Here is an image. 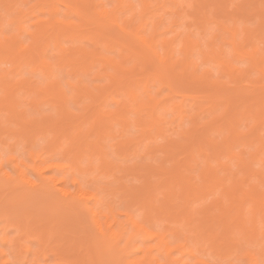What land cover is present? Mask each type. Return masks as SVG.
I'll use <instances>...</instances> for the list:
<instances>
[{
    "label": "bare ground",
    "instance_id": "1",
    "mask_svg": "<svg viewBox=\"0 0 264 264\" xmlns=\"http://www.w3.org/2000/svg\"><path fill=\"white\" fill-rule=\"evenodd\" d=\"M106 1L120 6L116 16H105L104 6H106ZM106 1L35 0L34 4L26 9L21 7V5L23 3L27 4V0H0V7H3L5 11L7 10L12 14L11 19L14 23L13 30L18 35L17 41L7 50L2 45H0V92L7 90L9 94V99L7 102H5L3 96H0V132L6 133L4 127L5 123L8 121L17 128L12 129L8 127L7 132L10 134H18L20 137L33 136L39 132H44L45 130L49 131L57 125V129H59V131L56 133L55 138L58 140L64 135L65 137H67V134L69 137L71 135L73 142L75 141V146L72 147L71 151H73L78 158L84 159L85 157H89L92 152L96 150L97 139L101 137V134H103L104 140H107L109 137H111V139H115V133L117 131H113V124L119 123L120 129L118 130L121 131V139L115 141L113 143L114 145L112 144V146L115 147L117 153H120L118 155L125 161L130 159V155L141 157V160L143 159V162L140 160L142 163L138 160L139 163L134 161V163L132 162L130 165L126 164L127 166L124 165L120 168V171H124L120 172L122 175H120L121 177L119 176V182L122 188L134 193L133 203H141V205L145 207L146 210H148V216L150 218L152 216V211L156 210V213L160 215L166 213L167 219L173 222L174 225L171 227L169 226L166 230L165 228L156 226L153 220L151 221L147 216L148 219L146 221L150 223L153 222L151 224L154 225V227H142L136 222L134 217L132 218L131 226H127L128 217H125V213L119 208L112 204H105L104 202L97 200L93 192L90 190L73 187L77 181V177L73 174V171L65 170L63 160L51 159L53 153L59 149L58 147L55 149L57 144L50 147V150L46 152L45 148L49 147L47 145H42L39 150H33V145L37 144L36 140H24L25 142L22 143L3 141L0 143V222H3L2 225L0 224V264H3L4 261H7L9 256L15 259L26 261L27 257L29 256L28 254L31 251L27 244L20 242V236H9L10 228L13 225L9 219L10 209L16 204L18 206L20 205V207L23 205L22 208L27 209V207H32L37 202H43L45 200L47 201V196L52 194L55 196L61 194L63 195L64 199L70 203L69 205L61 206L57 204L55 199V202L52 201L53 198H51V201L47 203V208H55L59 210V213L65 207V210L60 213L62 216L58 212V214L54 213L55 211L52 213L55 215L54 220L57 216L58 220L56 219L55 221H57L58 225H62L61 222H65L64 220L67 219V217H70V220L73 221L72 227L75 228L78 226L79 223L76 220H81V215L78 211V208L90 214V217L94 223V228L96 231L95 234L99 238L97 236V239L90 238L91 236L88 235L86 236L88 237V241L85 239L86 237L84 239L89 244L85 242V245H83L86 246V244H91V248L93 245V250H91V252L95 249L94 252L96 255H94L93 252H89L91 249L89 246V250L87 249L88 255H86L87 253H83V251H81L80 255L83 256V253L86 255V257L89 256L90 262H103L106 260L108 261L115 259L121 261L122 264H186L185 261L182 262V257H176L174 254L176 250H181L185 246L183 243L177 244L172 240L179 232V229L174 227L176 221L180 222L182 217L184 220H186L187 224H195L193 223V214L195 210H191L192 208L190 209L192 206H190L192 203L190 201H192V199L194 200L196 197H200L205 193V191L207 192L210 188H213L212 185H216L217 182L219 183L222 180L219 181L220 176L218 177V175H214L211 180H205L203 186H199V184L195 183V180L191 178V175L188 177V175H186L184 172L189 168L195 167L194 163L198 164L196 152H199L204 156L206 169L211 165L212 159L219 160V153L223 151H218L223 147H221V145L220 147L217 146L216 142L213 140L214 138L212 139L213 136L211 137L209 132L215 129V126L217 125L216 121H218V118L220 119L221 115L223 122L216 126V128L221 132L227 128V131L230 132V135L229 133L227 134L229 137L226 135V146L225 144L223 145L226 148L230 147L232 149L231 153H228L230 155L235 154L233 151V141L239 140L238 142L240 143H243L244 141L245 143H248L246 141L250 140L251 138L250 141L253 143L256 141L258 143L256 144L258 147L257 151L255 150V153L252 152L251 158L253 161L255 159L256 161H262L264 163V153H262L260 149L262 142L261 137H264V135L261 136V134L258 132V128L260 127L261 110L264 109V92L260 93L259 91L261 90V85L264 84V54H261V48L259 50L258 47L255 50L253 47L252 49L254 51L251 49L253 52H249L247 47L249 46V43H252L251 29L248 27V25L245 26V29H241L240 26H238L239 17L243 19L245 17V6L249 3V5H254V7L257 8L256 6L258 4H255L258 2L260 3V0H245L247 3H245L243 0L244 7H238V5H242L241 2L236 5L235 3L237 2L235 0H230V4L235 5L233 6L234 8H239V11L236 10V14L238 15L240 12V15L243 17L234 15V11L230 12L228 10L229 8L223 10V8H226V6L229 4L226 3L229 2V0H199L204 4L199 3L198 0H192L193 4L196 5L199 3V5L209 6L211 2L213 3L210 5V7L212 6L211 10L210 7H208L209 9L207 8L206 10H203L204 7L197 8L196 12L197 14L199 13V15H196L195 19L198 21L196 25L198 23L199 25H197L196 28L198 30L202 29V31H208L209 29H212L213 39L217 41L215 47L218 49V51L209 60V63L212 65L211 69L217 68L218 72L222 74L220 76H227L229 78L228 81L233 82L232 84H236L238 89H240L239 93L238 90L237 92L232 93L234 90L231 87V92L227 91V87H219L220 89L216 90L213 88L215 93L213 98L211 97L212 93L209 91V94L205 97L202 96V94H194L196 89L193 90L191 94H188L189 92H186L185 94V91L181 92L179 90L183 87L178 86L180 83L184 85L183 88H185V84L187 83V79L185 80L183 78L185 76L183 74L186 72L195 75V78H193L194 80H191L195 87L198 86L203 88V85H212V78H215L212 76V70L208 69L207 67H204V70H208L205 74H203V76L200 75V73L191 71V67L196 65L195 58H197L199 54L189 50L187 39L182 42H177L175 45H173L166 37L157 38L156 43L163 42L164 44L163 56L172 57L168 64H162L161 56L156 53V49L154 47H146L143 40V36L146 33L151 36H157L159 32L173 25L177 26L176 30L179 31L181 25H183V23H187L188 21L186 19L187 13L184 14L181 11L177 12V9V14L175 13L177 16L174 14L172 16V13H174L172 12L173 10H171L170 13L169 9H167V11H162L163 8L162 10H153L148 7L154 4L164 5L165 3L163 2L169 0ZM172 1H175V3L178 4L176 0ZM192 2L190 4H192ZM214 2L217 5L214 4ZM137 5L144 7V15L139 13L136 7ZM215 5L217 7L216 9ZM220 8V13L221 11H224L223 15L222 13L220 14L218 12V9ZM37 9L43 14V17L37 18L30 24V26H27L25 22L28 19H32V16H35L34 12ZM160 10L162 11L161 13H159ZM207 10H210V12ZM167 12L171 14L170 18L165 15ZM4 13L0 14V33L3 32L5 26ZM230 13H232V15H230ZM44 15H46V17ZM40 16L41 14L39 17ZM263 22L264 20L262 23ZM239 28L244 31L243 41H240L241 36L239 35L242 31H240ZM114 30L115 32H113ZM116 30L119 33L116 32ZM27 35L29 38L25 39ZM219 38H221V44L218 42ZM255 39L253 38V40ZM87 42H90V45L92 46L86 44ZM66 43H68L67 45L69 46H66ZM226 46H229V49H227ZM253 46H255V44ZM251 47L252 46L250 45L249 48ZM49 49H52V55L56 57L57 61L59 62V66L63 70H66L64 73L66 72L68 76L70 74L71 78L66 80V84L68 87H70L68 92L64 87V82L62 83L63 80L61 79H57L55 82V88H52L48 82L47 72L41 74L44 77L43 81L41 82L32 79V83V80L30 79L31 76L30 78L28 77L27 80L23 78L15 79V77L21 73L24 67H27L31 73H34L41 61L47 65V58H49L47 54L50 51ZM104 49L108 51L109 55ZM103 50L106 52V54ZM109 50L115 52L117 51L119 54V56H117L120 58L113 54L110 56L111 52ZM177 55H188L191 58L188 64L175 67L174 65L177 62ZM195 55L197 56L194 57ZM232 57H234L236 61L245 60L244 62H246L248 65L246 68L241 69V67L236 65L239 61L235 64V60ZM199 58L200 56L197 58V60ZM3 62L10 64L11 67L2 68L1 63ZM128 62L132 64V66H129L130 68L128 67ZM210 64L207 65L210 66ZM179 68L183 69L182 72L179 71L181 70ZM251 71L254 72V75L251 73ZM92 72H94V76L92 75V78L88 77V75L92 74ZM6 76L8 79L5 78ZM86 77L90 79L88 80ZM219 79H221V77L218 78V80ZM100 80H103V82L105 80L106 81L103 84V82ZM214 81L217 82V79ZM224 81L221 83L227 82ZM218 82L220 84V81ZM152 84L157 85H153L154 87H157V89L153 88L155 91L151 89ZM162 88L168 89V92L166 91L167 94L165 96L160 91ZM246 88L249 90L243 92V90ZM228 90L230 89L228 88ZM21 91L28 94V102L30 103L31 108L34 107L35 110H37L38 116L32 115L35 118L34 120L29 119L26 109L22 107V103L20 101ZM257 91L259 92L255 93ZM143 92L149 93L151 107L145 113H137L135 115L134 123L138 129L152 128L153 125H155V129L150 133L147 140L144 141L145 146L144 149L141 150L142 145L136 144L133 138L123 137L122 130L128 122V114L125 113L120 116H113V111L111 112L109 110L110 112H108L105 110L106 108L104 109L103 107L106 106L107 102L112 100L119 104L121 108H123L126 106V102L130 96H136ZM157 93H159V95H157ZM241 93L244 94L242 95ZM251 93H255V95ZM205 94L206 93H203V95ZM208 96L210 99H207ZM118 97H122L123 100L118 99ZM202 97L206 98V100H204L207 103L206 105L204 104V106L202 103V105H200L198 108L197 101ZM69 99L77 102L78 104L80 103V107H77L83 112L78 119L68 118L76 114L72 108L68 107ZM189 99L193 100V104H190L191 106L187 107L186 102ZM46 102L48 104L50 102L52 109H57L62 113L61 117H58L62 121L57 118H52L51 114H47L48 112L46 109L45 111H42L44 113L41 112V110L45 108L44 107L41 109V107ZM86 102H91L88 104H91V106H88ZM77 103L75 104L78 105ZM82 103H84V105H82ZM256 103H259V105ZM233 104L234 106L236 105L235 112V108L232 106ZM252 105L258 106L257 108L259 110L257 111H259V113L258 115L256 114L257 116L255 115V118H257L255 120L254 126L251 127V132H247V139L246 135H244L245 133L243 134L242 131L238 130V126H240L241 122L240 120H242L239 117V113L241 106H243L244 109L241 111V115L248 117L251 115L250 112L252 111ZM237 106L240 107V109H238ZM218 108H220V111H222V114L220 111L218 112L221 115L219 114L217 117L216 114L215 117L213 116L215 119L212 118V120L207 122L205 120H201L205 121V123H203V125L200 124L201 122L199 120L200 118H203L204 113L210 112V114L213 115L214 112L216 113L217 110H219ZM232 108H234L233 111ZM253 110L256 111L254 108ZM169 112L173 114V118L170 120L167 118V115H165V113L167 114ZM212 115H209V117H212ZM3 116H5V118ZM88 119H91L92 121L89 122ZM58 120L60 122H58ZM189 120L191 124L190 126H186L185 122ZM86 121L87 123L89 122L87 125L85 124ZM89 124H91L90 127H86V129H84V125L89 126ZM93 128L95 131H92V134L88 135V132ZM85 130L87 131L85 132ZM231 136L233 138H231ZM158 138H162V140L165 141L164 143H160L161 145L159 144L156 146V144L159 143H156ZM243 138L246 139L244 140ZM241 140L244 141L242 142ZM154 142L156 144H153ZM206 142L214 149H212L213 152H215L214 155L212 152L206 149ZM105 146H107V144ZM6 148L11 149V155L9 157L4 156V151ZM159 152L161 154H159ZM181 154H184L182 155L184 157L180 156ZM252 159L251 161L246 159L243 166H240V168L244 170L243 173L241 171L242 174H249L247 179L244 178L245 176L242 179L239 177L238 179H240V184H237V182L234 183L238 175H234L233 171H231V173L234 175V181H231L233 182L232 184L236 185H233L235 190L234 188L229 187L233 190L228 192L229 188L227 189L226 186H224V193L226 192L228 196L231 194L230 197H232V201H230V197H228L230 199L228 201L233 203L229 204L228 201L223 203V199V204L219 201H217L218 203L216 204L215 201L214 203L217 207L214 208H217L216 210H218V212L215 210L216 214L210 213L211 208L213 209L214 205L210 208L205 207L208 208L206 210L203 209L202 212L204 217L202 216L201 219L202 221L204 218V222L202 223L203 225L197 224L198 227L200 225L205 226L204 224H206L207 228L205 230L204 227L202 228V234L207 233L213 240H216V236L218 235L215 233H218L217 230L220 226L222 227L221 231H224L225 233H230L232 230L234 231V228L236 229L237 227L243 229L245 234L248 235L247 238H249V241H260L258 240V226L260 224L264 226V183L261 185L258 184L257 187L256 185H252V183H250L251 186H249L250 184L247 183V181L250 179H248V177H250L252 173L254 174V172L250 174L252 171V165L250 168L251 163L249 162H252ZM167 163H170L168 167ZM50 164L52 167H49ZM105 164L109 167L115 166V162L111 159L110 154H108L107 151H105ZM5 165L8 166L5 167ZM227 169H229V167ZM81 170L83 171V168H81ZM234 173L237 174L236 172ZM258 176L256 175L255 177ZM126 177H130V179L139 177L137 179L140 182L137 179L136 180L139 182L140 186H138V188L134 186V188L131 187V185L128 184V180L127 182L124 181L127 179ZM152 177L155 179V181L152 180ZM242 183H244L246 187L247 184L249 185L246 188ZM68 184H71V187L74 189L68 186ZM240 185L246 189L249 188L250 191L241 189ZM175 186H179V188L184 189L183 191L185 195H182L186 200L184 203V208L176 211L173 210L174 207H157L154 205L153 197L155 196V192L161 190L162 188L166 189L164 190L166 193H168L167 197L171 202L173 199L172 196H174L177 192L174 189ZM78 200H87L91 202L78 204L76 203ZM249 200V208L250 206L252 208L249 209L251 210V216L248 218L246 213L248 207L246 206V201ZM226 202H228L227 206L225 205ZM244 207H246V209ZM32 211L33 209H29V211L25 212V217L27 220H29V222L34 216ZM64 211H67L68 214L70 212L71 215H68L67 212H65L66 214H63ZM121 216H124L125 218H121ZM75 222L78 223V225ZM178 222L177 224H179ZM54 223L53 225L56 226L57 223ZM113 225H115V227H113ZM249 225H251V228H249ZM55 226L53 228H59V226ZM64 227L65 226H63V228ZM101 228L104 230L111 229V231L107 233L109 236L114 234L123 235L124 244L116 254H113L103 246L100 239L103 233L99 232V229ZM68 229L70 230L71 227H68ZM21 232L23 234L25 232L27 233V231L24 230ZM73 232L75 231L73 230ZM261 234L264 235V232ZM228 237L226 236V238ZM138 238L141 239V244L138 243ZM230 238H233V236ZM89 240L92 241L89 242ZM149 240L155 241V243L148 249H144L142 245ZM76 241L78 240L76 239ZM239 241L240 240H234L236 246L237 244L239 245ZM77 243L78 242H73V245ZM82 243L80 241V245H82ZM80 245L78 244V246ZM68 247V249H70L69 245ZM82 247L83 246H81V248ZM83 249H85L84 252H87L85 247H83L82 250ZM78 250H80V247ZM43 251V248L42 250L37 249L35 252L33 251L32 254L34 253V256L30 257L31 259L28 260L29 262L27 264H33V262H35V264H39L40 262H37L40 261V258L41 260H45V257H42L40 256L41 254H39V252L43 253ZM138 251L143 252L140 260L127 261V257H131V255L136 254ZM77 255L75 256L77 257ZM191 255L192 250L190 249L188 256L190 257ZM258 255L261 256L260 251H257L255 255L245 256L249 258V261L254 262V264H259ZM224 257L225 256L222 255V258ZM61 260L63 259L61 258ZM78 261H81L82 264H84V262H89L87 260L83 261L82 259H79L76 261L78 264H81V262L79 263ZM76 262H71V264Z\"/></svg>",
    "mask_w": 264,
    "mask_h": 264
},
{
    "label": "rangeland",
    "instance_id": "2",
    "mask_svg": "<svg viewBox=\"0 0 264 264\" xmlns=\"http://www.w3.org/2000/svg\"><path fill=\"white\" fill-rule=\"evenodd\" d=\"M28 1V3L27 4H25V3H23L22 5H21V7H23V8H26V9H28V7H30L32 4H34V2H35V0H27ZM106 1V0H105ZM170 1H172V0H169V1H166V2H163V3H165L164 5H167V6H169V7H165V8H163V10L162 11H167V9H169L170 10V13H171V10H173L172 12H174V13H172V16H173V14L175 15V13H176V10H177V12L179 11H181L182 13H187L188 11H187V9H179V8H176L175 6L176 5H187V4H190L191 2H192V0H176L177 2H178V4H176L175 3V1H172V2H170ZM191 1V2H190ZM199 1V0H198ZM212 1V0H211ZM234 1V0H233ZM237 3H235L236 5L237 4H239V2H241V4L242 5H238V7H240V6H243L244 5V1L243 0H235ZM196 2V1H195ZM194 2V3H195ZM210 2V1H209ZM106 4L105 5H108V4H111L110 2H108V1H106L105 2ZM162 3V4H163ZM199 3H203V2H200L199 1ZM199 3H198V5H199ZM228 5L226 6V8H223V10H225V9H228L230 12L231 11H234V15H237L236 14V10L237 11H239V8L238 9H236V8H234L233 6H235V5H231L230 3H231V1L229 0V2H226ZM245 3H247V1H245ZM262 3H264V0L263 1H261L260 0V3L258 2V3H256L255 5H257L256 7L257 8H255L254 7V5H249V3L245 6V13H244V15H245V17H244V19L243 18H240L239 17V20H238V26H240V28L241 29H245L246 27V25H248V27L251 29V33H252V43H249V46L251 45L252 47L251 48H249V46L247 47L248 48V50H249V52H253L257 47H258V49L260 50V48H261V50H260V52H261V54H264L263 53V50H264V30L262 31V26H264V22L262 23V21L264 20V14H263V9H262V11H261V5L260 4H262ZM192 4H193V2H192ZM204 4V3H203ZM206 4V3H205ZM208 4V3H207ZM211 4H213L212 2L209 4V7H210V5ZM214 4H216L215 2H214ZM225 4V3H224ZM196 5V4H195ZM217 5V4H216ZM216 5H215V9L217 8L216 7ZM230 5V6H229ZM260 5V7L258 8V6ZM223 6H225V5H223ZM244 7V6H243ZM62 8V7H61ZM208 7H204V9L203 10H206ZM242 8V7H241ZM209 9V8H208ZM212 9V6L210 7V10ZM62 10H63V8H62ZM159 11V13H161L162 11ZM210 10L208 11V12H210ZM214 10V9H213ZM219 10H221V8L220 9H218V12L220 13V11ZM227 10V12L229 13V11ZM185 11V12H184ZM217 11V10H216ZM260 11V12H259ZM5 12V10H4V8L3 7H0V14L1 13H4ZM224 12V11H223ZM222 11H221V13H222V15L224 14ZM226 12V13H227ZM261 12H262V14H261ZM168 13V12H167ZM165 14L167 17H171L170 15V13H168V14ZM220 13V14H221ZM225 13V14H226ZM41 14V16L39 17V15ZM177 14V13H176ZM241 13L239 12V16H241V17H243L242 15H240ZM34 15L35 16H32L31 18L32 19H28L26 22H25V24L27 25V26H30V24L32 23V22H34V20H36L37 18H42L43 17V14L37 9L35 12H34ZM38 15V16H37ZM196 15L198 16L199 15V13L197 14V12H196ZM195 15V16H196ZM230 15H232V13H230ZM237 15V16H238ZM37 16V17H36ZM45 17H46V15H44ZM175 16H177V15H175ZM187 16V15H186ZM198 18V17H197ZM188 21H187V23H183V25H181V27H183V26H186V27H190L189 29H191V27H193V25H192V23H191V19L187 16V18H186ZM241 19V20H240ZM189 20H190V22H189ZM196 21H197V19H196ZM198 22V21H197ZM229 22V21H228ZM190 23V24H189ZM191 25V26H190ZM197 25H199V23L197 24ZM197 25H195V27L197 26ZM180 27V26H179ZM180 27V28H181ZM180 28H179V30H180ZM239 28V29H240ZM197 29V28H196ZM240 29V31H242ZM253 30V31H252ZM197 31L199 32V31H202V29H197ZM208 31H211L212 32V29H209ZM254 31H255V33H254ZM113 32H115V30L113 31ZM116 32H118L117 30H116ZM243 32V33H242ZM241 33H240V35L239 36H241V38H240V41H243L244 40V31H242ZM119 33V32H118ZM117 34V33H116ZM257 34V35H256ZM119 35V34H118ZM255 36H256V39H255ZM220 37H222V36H220ZM243 37V38H242ZM26 38H29L28 37V35H27V37ZM253 38L255 39V40H253ZM221 38H219V40H218V42L221 44ZM68 43H66V46H69V45H67ZM70 45H72L71 43H69ZM86 44H88V45H90V42L88 43H86ZM255 44V46H253ZM88 45H87V47H88ZM257 45V46H256ZM90 46H92V45H90ZM178 47V46H177ZM254 47V48H253ZM53 48V47H52ZM226 48L227 49H229V46H226ZM254 50H253V49ZM253 51H252V50ZM50 50V49H49ZM52 50V49H51ZM49 51V53L47 54L49 57H51V56H53L52 55V51ZM105 50V49H104ZM103 50V51H104ZM117 50V49H116ZM106 51V50H105ZM104 51V53L106 54V52H107V54H108V51H106L105 52ZM110 52H111V55L110 56H112V54L113 55H115V56H119V54H118V52L116 51H111V50H109ZM47 52H48V50H47ZM54 52V51H53ZM109 55V54H108ZM198 55V54H197ZM197 55H195L194 57H196ZM117 56V57H118ZM114 57V56H113ZM198 57H199V55H198ZM197 57V58H198ZM118 58H120V57H118ZM197 58H195L196 59V64L199 62V59L197 60ZM233 59H234V57H232ZM235 61H236V59H234ZM233 60V61H234ZM234 61V63L236 64L238 61V63L236 64L237 66H239V67H241V69H243V68H246V66L248 65L246 62H244L245 60H238V61H236L235 62ZM242 61H243V63H242ZM132 63H133V61H132ZM128 67L131 65L132 66V64H130L129 62H128ZM210 64V63H209ZM208 64V65H209ZM208 65H205L204 67L206 68H208V69H211V64H210V66H208ZM1 66H2V68H10L11 66H10V64H8V63H6V62H3V63H1ZM204 67H203V69H202V72H204L203 74H205L206 73V71L208 70H204ZM210 67V68H209ZM130 68V67H129ZM179 69H181V70H179L180 72H182V68H179ZM212 70V76H214L215 78H212V81H213V83H212V85L211 84H206V86H204L203 85V88L202 87H198V86H196L195 87V85L192 83V81L194 80L193 78H195L194 76V74H190L189 72H186L185 74H183V75H185L183 78L187 81V83L185 84V88H183L184 87V85H182L181 83H180V85H178V86H183L181 89H179V87L177 86V88L181 91V92H184L185 94H186V92H189L188 94H191L192 93V91L193 90H195L194 91V94H198V95H201L202 94V96H205L206 97V95H208L209 94V92L210 93H212L211 95V97L213 98L214 96L213 95H215V93H214V89L216 90V89H220V88H222V87H227V91H229V92H231V90L233 89L234 90V92L232 91V93H235V92H237V90H238V93H239V90L240 89H238V87L237 86H235V87H229V86H227L226 85V83H221L222 81H227V82H229L228 80H229V78L227 77V76H225V75H223V76H220V75H222V74H220V72H218V69L217 68H213V69H211ZM64 71H66L65 69H64ZM111 71V70H110ZM113 72V71H112ZM251 73L254 75V72H252L251 71ZM203 74H200V75H202L203 76ZM92 75L94 76V72H92V74H89L88 75V77H91L92 78ZM182 75V76H183ZM193 75V76H192ZM30 76H31V78H30ZM65 76H66V78L65 79H61V80H63L62 81V83L64 84V87H65V89H67V92H68V90H69V88L70 87H68V85L66 84V80L68 79L67 77H68V75L66 74V72H65ZM143 76V75H142ZM28 77L32 80H35V81H43V79H44V77L42 76V75H32V73L30 72V70L27 68V67H24L23 68V70L21 71V73L19 74V75H17L16 77H15V79H28ZM88 77H86V79L88 78ZM221 77V79H223V80H221V79H219L218 80V78H220ZM228 78V79H227ZM90 78H88V80H89ZM215 79H217V82L216 81H214ZM30 80V81H31ZM33 80H32V83H33ZM192 80V81H191ZM101 82H103V80H100ZM100 81H98V82H100ZM106 81V80H105ZM105 81L103 82V84L105 83ZM218 81H220V84H219V82ZM224 81V82H225ZM97 82V83H98ZM100 82V83H101ZM190 82V83H189ZM190 85H189V84ZM215 83V84H214ZM216 83H218V84H216ZM233 82H229L228 84H232ZM157 86V85H155V84H152V87H151V89L153 90V91H155L154 89L156 88L157 89V87H154V86ZM191 85H193V86H191ZM209 85H211V86H209ZM226 85V86H225ZM187 86H188V90H187ZM194 87V88H193ZM210 87V88H209ZM217 87V88H216ZM220 87V88H219ZM154 88V89H153ZM214 88V89H213ZM228 88L230 89V90H228ZM192 89V90H191ZM168 90V89H167ZM248 91L249 89L248 88H246L245 90H243V92L244 91ZM200 91V92H199ZM201 91H202V93H201ZM209 91V92H208ZM260 91V93L262 92L261 90H259ZM259 91H257V92H255V93H258ZM70 92V91H69ZM168 92V91H167ZM167 92L165 91V92H162L163 94H164V96L167 94ZM180 93V92H179ZM203 93H206L205 95H203ZM255 93H251V94H254L255 95ZM263 93V92H262ZM70 94H71V92H70ZM69 94V95H70ZM237 94V93H236ZM242 95L244 94V93H241ZM70 97V96H69ZM205 97H202V98H200V100H203V101H200L199 99H198V101H197V105H198V108L200 107V105H202V103H203V106H204V104L206 105V98ZM180 98V97H179ZM71 99V98H70ZM69 99V101H72L74 104L75 103H77V102H75V101H73V100H70ZM118 99H121V100H123V98L122 97H118ZM205 99V100H204ZM207 99H210V97L208 96V98ZM234 99V98H233ZM28 94L27 93H25V92H23V91H21L20 92V101H21V103H22V107L23 108H25V109H28V108H31V105H30V103L28 102ZM178 100V99H177ZM235 100V99H234ZM112 100H110L109 102H107V104H106V106L105 107H103L105 110H107L108 112H112L113 110L110 108V107H108V105L109 104H112V103H116V102H114V101H112ZM231 101H233V100H231ZM31 102V101H30ZM88 102V101H87ZM86 102V103H87ZM199 102V103H198ZM89 103H91V102H89ZM89 103H87V105L89 104ZM201 103V104H200ZM235 103V102H234ZM239 103V102H238ZM237 103V104H238ZM260 103V102H259ZM259 103L257 104V105H259ZM49 104H50V102H49ZM47 102L41 107V109L42 108H44V109H40L41 110V112L44 110L45 111V109L47 110V114H51V112L50 111H52L53 109L51 108V104L49 105ZM78 104V103H77ZM80 104V103H79ZM79 104L78 105H76L75 104V108H72L73 109V111H74V113H76L75 111H77V109H80V108H78V107H80L79 106ZM117 104V103H116ZM190 104H193V100H187V102H186V105H187V107L188 106H191ZM82 105H84V103H82ZM41 106V105H40ZM39 106V107H40ZM78 106V107H77ZM88 106H91V104L90 105H88ZM202 106V107H203ZM234 108L236 107V105L234 106V104L232 105ZM82 107V106H81ZM223 107V106H222ZM238 107V106H237ZM256 107V108H255ZM258 106H253L252 105V111L250 112L251 113V115H249L248 117H244L243 115H241L242 114V112L241 111H243V106H241V110H240V116H239V114H238V116L240 117V119H242V120H240L241 122H240V126H238V130H240V131H242V133L244 134V135H246V138H247V134L248 133H250L251 132V130H252V128L251 127H253L254 126V124L255 123H249V121H250V119L251 120H256V118H255V115L257 114L258 115V113H259V111H257V110H259L258 108H257ZM102 108V109H103ZM234 108H232V111H233V109ZM253 108L254 109H256V111L255 110H253ZM32 109V113H31V116L32 115H37V110H35V108L34 107H32L31 108ZM103 109V110H104ZM190 109V108H189ZM197 109V108H196ZM201 109V108H200ZM219 110H217V112L215 113L214 112V114L212 115V114H210V112H208L209 113V115H212V117H209V115H208V113L206 112V113H204L203 114V118H200V124H202L203 125V123H205V121L207 122V121H210V120H212V118H214L215 117V115L218 117V115L221 113L222 114V111H220V108H218ZM238 109H240V107H238ZM81 110V109H80ZM110 110V111H109ZM198 110V109H197ZM220 111V113H218ZM236 111V108H235V110H234V112ZM81 112H83L82 110H81ZM106 112V111H105ZM238 112H239V110H238ZM42 113H44V112H42ZM45 113V114H46ZM231 113V112H230ZM220 114V115H221ZM2 115H6V114H2ZM165 115H167V118L170 120V119H172L173 118V114L172 113H165ZM231 115H232V113H231ZM256 115V116H257ZM38 116V115H37ZM214 116V117H213ZM4 118H5V116H3ZM33 117V116H32ZM220 117V116H219ZM242 117V118H241ZM92 118V117H91ZM55 119V118H54ZM57 119H59L60 121H62L60 118H57ZM215 119V118H214ZM58 120V122H60ZM188 120V119H187ZM201 120H205V121H201ZM218 121H216L217 122V125L216 126H218V125H220L221 124V122H223V119H222V115H221V117H220V119L218 118L217 119ZM55 121V120H54ZM88 121L90 122V121H92L91 119L89 120L88 119ZM220 121V122H219ZM88 122V123H89ZM87 123V121H86V125L88 124ZM186 123V126H190V120L189 121H186L185 122ZM239 123V122H238ZM243 123V124H242ZM7 124H8V127L9 128H12V129H16L17 127L16 126H14L13 124H11L9 121L7 122ZM58 124V123H57ZM199 124V125H200ZM224 124H225V121H224ZM9 125H13V126H9ZM90 125L91 124H89V126H85L84 125V129H86V127H90ZM170 125V124H169ZM186 126H185V128H186ZM216 126H215V131L213 130V131H211V132H209L210 134H211V137H212V139L214 140V142H216V144H217V146H219L220 147V145H221V147H223V148H221V150H219L218 152H221V151H223V152H221V153H219L220 154V156H219V160H223L224 159V157L226 156V155H230L227 151H226V138H227V136L229 137V135H230V132L229 131H227L228 129L226 128V130H223L222 132L221 131H219L217 128H216ZM56 127V128H55ZM167 127L169 128V126L167 125ZM52 128V127H51ZM188 128V127H187ZM261 127H259L258 129V132L261 134V136H263L264 135V128H261ZM112 129H114L113 131H118V129H120V124L119 123H116V124H113V128ZM263 129V130H262ZM4 130H5V127H4ZM88 130V129H87ZM87 130H85V132L87 131ZM58 131H59V129H57V125L56 126H54V128H52L51 130H49V131H44V132H39V133H37V134H35V135H33V136H23V137H20L18 134H10L9 132H8V135L6 136V133H3V132H0V143L1 142H3V141H6V142H11V143H15V142H25L24 140H36V142L37 143H39V142H41L42 140L43 141H45V144H43V145H47L48 146V144L46 143V141L48 140V137L49 136H51V137H54L55 138V136H56V133H58ZM212 132H214V133H212ZM248 132V133H247ZM257 132V131H256ZM117 133V132H116ZM115 133V134H116ZM229 133V135H227ZM73 135V134H72ZM227 135V136H226ZM250 135V134H249ZM94 137V136H93ZM68 138V139H67ZM225 138V139H224ZM231 138H233L232 136H231ZM246 138H243L244 140L246 139ZM262 138V137H261ZM73 138H72V136L70 135V137L68 136V134H67V137H65V135L63 136V137H61V138H59L57 141H58V143H56L57 145L55 146V149L58 147L59 149L56 151V152H59V151H61V150H64L65 149V142L67 141V148L69 149V150H71L72 149V147H74L75 146V144H74V142H73V140H72ZM94 139H95V137H94ZM93 139V140H94ZM119 139H121V135L120 136H117V135H115V139H111V140H109V138L107 139V140H105V143L107 144V146H105L106 148H111V150H112V155H115L119 160H123V161H125L122 157H120L118 154H120L119 152L117 153V151L115 150V147H113L112 146V144L115 142V141H117V140H119ZM248 139V138H247ZM158 141L156 142V143H158V144H156L155 142L153 143V144H156V146H158L160 143H164V141L165 140H162V138H158L157 139ZM244 140H241L242 142L244 141ZM250 140H251V138H250ZM250 140H248V141H246V142H248V143H245V141L243 142V143H240V142H238L239 140H235V141H237V142H235V141H233V147H234V149H233V151H234V153H236V151L235 150H239V152L240 153H242V154H244L246 157H247V160H249V161H251V155H252V152L253 153H255V150L257 151V146H256V144H258L256 141H255V143H253L252 141H250ZM90 141H91V139H90ZM225 141V142H224ZM219 142V143H218ZM223 143V144H222ZM236 143V144H235ZM239 143V144H238ZM252 143V144H251ZM105 144V145H106ZM152 144V145H153ZM225 144V146H223ZM242 144H245V145H242ZM247 144V145H246ZM114 145V144H113ZM161 145V144H160ZM256 146V148H255V146ZM144 146H145V143H143V145L141 146V150H143L144 149ZM209 146H210V144L208 145L207 144V142H206V145H205V147H206V149L208 150V151H210L209 150ZM154 147H155V145H154ZM218 147V148H219ZM213 148H211V151L210 152H212V154L214 155L215 154V152H213V150H212ZM55 152V153H56ZM142 153H144V152H142ZM197 154V158H198V164H195L194 163V165H195V167H193V168H189L188 170H185V174L186 175H188V177H189V175H191V178L192 179H194L195 180V183H198L199 184V186H203L204 185V183H205V180H203V181H201V182H198V178L199 177H202L203 176V172L206 170V164L204 163V156L203 155H201L199 152H196ZM159 154H161L160 152H159ZM182 155H184V154H181L180 156H182ZM110 157H111V155H110ZM182 157H184V156H182ZM85 158H88V157H85ZM215 158V157H214ZM146 159V158H145ZM141 160V157H136V156H133V155H130V159H128V160H126L127 161V164L128 165H130V164H132V162L134 163V161H136V162H138L139 163V161ZM213 160L215 161L216 159H212V162H213ZM142 162H143V159L141 160ZM140 161V162H141ZM169 161V160H168ZM115 162V161H114ZM141 162V163H142ZM171 162V161H170ZM248 162V161H247ZM249 163H251L250 164V168H251V165H252V171L250 172V174L252 173V172H254V174L252 173V175L250 176V177H248V181L246 180L247 179V176L249 175H244V174H242L243 172H244V170L242 169V168H240V166L237 168V170L236 171H233V169L231 168V167H229V169H227L228 167H225L224 168V171H223V173L221 174V175H218V177H219V181H221V182H217L216 183V185L214 184V185H212L213 186V188H210L209 189V191H205V193L203 194V195H201L200 197H196L194 200L192 199V201H190V202H192L191 204H190V209L191 210H195L194 211V217H193V223H195V224H187L186 223V220H184V218H182L181 217V221L180 222H178V221H176V224H175V228H178L179 229V232H178V234H176L175 236H174V238L172 239L175 243H177V244H179V243H183L184 245H185V241L187 240V238L191 235V234H195L196 236H197V238L198 239H201V240H203V241H205L206 242V244H207V247H202V249H201V252L204 254V255H207V256H209L211 259H219V260H228V259H232V258H235V259H240V260H248L249 261V258L248 257H246L245 255H244V252L243 251H240L239 250V248H237V247H239V245L237 244V246L235 245V242H234V240L236 241V240H240L241 238H245V239H247L248 241H249V238H247V234H245V232L243 231V229L242 228H237L236 227V229L234 228V231L232 230V232H230V233H225L224 231H221V226L219 227V229L217 230V232L218 233H215V234H217L218 236H216L215 238H216V240H213L207 233H205V234H202V228L204 227V230L207 228L206 227V224H204L205 226H199L198 227V225L199 224H202L204 221V218H203V220L201 221V219H202V216L204 217V214H203V209L204 210H206V209H208V208H205V207H211V206H213V209L211 208V211H210V213L211 214H216V211L218 212V210H216L214 207H217L216 205H215V203L217 204L218 202L217 201H219V202H221L222 203V199H223V203H225V201H228V200H230L232 197H230L231 196V194H230V196H228V194H226V192L224 193V186H226V188L228 189L229 187L230 188H234L233 187V185L234 186H236L235 184H232L233 182L231 181V180H233L234 178H233V176L234 175H238L237 176V179L239 178V177H241V179L244 177V178H246L245 180L247 181V183H252V185H256V187H257V185L259 184V185H261L262 183H264V182H262V181H264V163L262 162V161H256L255 159H254V161H253V159H252V162H249ZM248 163V164H249ZM168 165H167V167L169 166V164L170 163H167ZM166 165V164H165ZM193 165V166H194ZM125 166H127V165H125ZM242 167V166H241ZM250 170V169H249ZM231 171H233V174L231 173ZM241 171H242V173H241ZM120 172H124V171H120ZM234 172H236L237 174H235ZM246 172H247V170H246ZM245 172V173H246ZM257 172V173H256ZM258 176V177H255L256 175ZM120 175H122V173L121 174H119V176ZM232 175V176H231ZM241 175H243V176H241ZM254 175V176H253ZM230 176V177H229ZM121 177V176H120ZM133 177V176H132ZM221 177H222V179H221ZM229 177V178H228ZM127 178V177H126ZM129 179H130V177H128ZM125 179L124 181H126L127 182V180H128V184L129 185H131V187H136V188H138V186H140V184H139V180L137 179V178H139V177H136V178H132V179ZM156 178H157V176H156ZM232 178V179H231ZM139 181H137V180ZM158 179H159V177H158ZM230 179V180H229ZM237 179H236V181H234V183L235 182H237V184H240V179H238V181H237ZM152 180H154L155 181V179L152 177ZM157 180V179H156ZM194 180H192V181H194ZM226 183V184H224V183ZM242 182V181H241ZM223 183V184H222ZM245 183V182H244ZM244 183H242V184H244ZM220 184V185H219ZM249 184H247V187H248V185ZM245 185V184H244ZM243 185V186H244ZM68 186H70L71 187V184H68ZM249 186H251V184L249 185ZM133 187V188H134ZM245 187H246V185H245ZM245 187H242V185H240V188L241 189H244V190H247V191H250V189L248 188V189H246ZM254 187V186H253ZM260 187V186H259ZM263 187V186H262ZM72 188V187H71ZM135 188V189H136ZM205 188V187H204ZM228 189V192H230V191H232L233 189ZM72 189H74V188H72ZM165 188H162L161 190H158V191H156L155 192V196H154V194H153V198H154V205L155 206H164V207H166V206H169V207H174L173 208V210H176V211H178V210H180L181 208H184L185 207V198H183V196L182 195H185L184 194V189H181V188H179V186H175L174 187V189L177 191L176 192V194L174 195V196H172V200H171V202L169 201L170 199H168V197H167V194L168 193H166V189L164 190ZM226 189V190H227ZM225 190V191H226ZM234 190H235V188H234ZM183 191V192H182ZM240 192V191H239ZM238 192V193H239ZM240 194V193H239ZM227 196V197H226ZM185 197V196H184ZM228 197H230V199L228 198ZM51 198H53L52 199V201H54V199L56 200V202H57V204H59V205H61V206H66V205H69L70 203H68L67 202V200H65L64 199V197H63V195H61V194H59V195H57V196H55V195H48L47 196V201L45 200V201H43V202H37L34 206H32V207H27V209L26 208H22V206L23 205H21V207H20V205L18 206L17 204L16 205H13V207L10 209V221L13 223V225L11 226V228H10V233H9V236H20V242H24V244H27V246H29V248H30V253L28 254L29 256L27 257V259H26V261H27V263L29 262L28 260H30L31 258V256H34L33 254H32V252L34 251H36L37 249H40V250H42V248H43V253H41V252H39V254H41L40 256H42V257H45V260H41V258H40V261H38L37 263H39V264H56V262L57 261H60L61 260V258L63 259V261H67V260H70V261H67V262H70V264H71V262H76L77 260H83V261H89L90 262V259H89V256L88 257H86V255H88V250H89V248H91V244L90 245H88L89 243L87 242L88 240V237H86V236H91L90 238H96L97 239V235L95 234L96 233V231H95V228H94V223H93V221H92V219H91V217H90V214L88 213V212H86V211H83L82 209H80V208H78V211H79V213H80V215H81V220H76L78 223H79V225H78V223H76L78 226H76L75 228H73L72 226H73V221L72 220H70V217H67V219H65L64 221L65 222H61V224L62 225H58V223H57V221H55L56 219H57V216H56V219L54 220V216L55 215H53L52 213L54 212V213H57L59 210H57V209H55V208H51V207H48L47 208V206H48V204L47 203H49L50 201H51ZM228 198V199H227ZM184 201V202H183ZM216 201V202H215ZM230 201H232V199L230 200ZM55 202V201H54ZM215 202V203H214ZM229 202V201H228ZM228 202H226V206H227V204H228ZM247 203V205L246 206H248L247 207V217L249 218V216H251V210H249L250 208H252L251 206H250V208H249V204H248V202H250V200L249 201H246ZM222 203V204H223ZM231 203H233V202H229V204H231ZM233 205V204H232ZM250 205H251V203H250ZM132 206L133 207H136L137 208V211L138 212H140V213H142L143 215H144V218H145V220H147L148 219V210H146V208L145 207H143L142 205H141V203H133L132 204ZM11 207V206H10ZM231 207V206H230ZM51 208V209H50ZM65 208V207H64ZM62 209L61 210V212H63V210H65V209ZM245 209H246V207H244ZM29 209L30 210H32L33 209V211H32V213H33V218H32V220H30V222H29V220H27L26 219V217H25V212H27V211H29ZM53 209V210H52ZM244 209V210H245ZM26 210V211H25ZM172 210V209H171ZM216 210V211H215ZM25 211V212H24ZM60 212V213H61ZM65 212H67V211H64V213L63 214H66ZM214 212V213H213ZM59 213V212H58ZM57 213V214H58ZM59 213V214H60ZM245 213V214H246ZM67 214H68V212H67ZM69 214L71 215V213L69 212ZM68 214V215H69ZM61 216H62V214H60ZM74 216V215H73ZM148 216V217H147ZM75 217V216H74ZM245 217H246V215H245ZM59 218V217H58ZM64 218V217H63ZM121 218H125L124 216H121ZM150 218V217H149ZM180 218V217H179ZM52 219V220H51ZM58 220V219H57ZM63 220V219H62ZM66 220H69V221H66ZM150 220L152 221L153 220V222L156 224V226H159V227H161V228H165L166 230L168 229V227L170 226H172V225H174V223L173 222H171V221H169L168 219H167V217H166V213H163V214H157L156 213V210L154 211H152V216H151V218H150ZM197 220V221H196ZM50 221V222H49ZM75 221V220H74ZM9 222V221H8ZM51 224H49V223ZM54 222H56L57 224H56V226H59V228L57 227V228H53L55 225H53V223ZM58 222H60V221H58ZM153 222H151V223H153ZM177 222L179 223V224H177ZM3 223V222H2ZM2 223L0 222V224L2 225ZM5 223V222H4ZM55 224V223H54ZM60 224V223H59ZM69 224V225H68ZM75 224V225H76ZM84 224V225H83ZM198 224V225H197ZM86 225V226H85ZM203 225V224H202ZM55 226V227H56ZM60 226H61V228H60ZM63 226H65L66 227V230H65V227L63 228ZM85 226V227H84ZM262 224H260L258 227H259V229H258V237H259V239L258 240H260V241H257V240H255V241H250L252 244H254L255 246H256V252L257 251H260V248H259V245H260V243H261V237H262ZM68 227H71V231L68 229ZM32 228V229H31ZM52 228V229H51ZM63 228V229H62ZM78 229V231H77V229ZM249 228H251V225H249ZM68 229V230H67ZM76 229V230H75ZM22 230H24V231H27V233L25 232L24 234L21 232ZM73 230L75 231V232H73ZM216 232V231H215ZM89 233V234H88ZM20 234H22V235H20ZM29 234V235H28ZM87 234V235H86ZM83 235V236H82ZM225 235V236H224ZM97 236V237H96ZM226 236L228 237V238H226ZM231 236H233V238H230ZM80 237V238H79ZM86 237V238H85ZM78 240V241H76V239ZM82 238V239H81ZM87 240H85V239ZM99 238V237H98ZM235 238V239H234ZM68 240V241H67ZM75 240V241H74ZM67 241V242H66ZM71 241H73V242H78L77 244H75L76 245V247H75V245H73V242H71ZM80 241H81V243H82V241H83V243H82V245H80ZM90 241H92V240H89V242ZM137 241H138V243L139 244H141L142 242H141V239H137ZM28 242V243H27ZM88 243V244H86V246H84L85 244L84 243ZM72 243V244H71ZM155 243V241H152V240H149V241H146L145 242V244H143L142 245V247H144V249H148L149 247H151L153 244ZM78 244L80 245V246H78ZM84 244V245H83ZM93 244V243H92ZM68 245L70 246V249H68L69 247H68ZM73 246V247H72ZM81 246H83V247H85L86 248V251L87 252H84L85 251V249H83L82 250V248H81ZM88 246H89V248H88ZM72 247V248H71ZM75 247V248H74ZM79 247H80V250H78L79 249ZM88 249V250H87ZM91 250H93V245H92V248L89 250V252L90 253H94V255H96V253L94 252L95 251V249H94V251H92L91 252ZM189 250H190V247H186V246H184V248L183 249H181V250H176V252H174V254H175V256L176 257H178V256H180V257H182V259H183V261L182 262H187L188 260H189V256H188V252H189ZM46 251V252H45ZM75 251V252H74ZM78 251H79V253H78ZM81 251H83V253H87L86 255H84L83 253H82V255L83 256H80L81 255ZM46 253V254H45ZM77 253H78V255H77ZM173 254V255H174ZM75 255H77V257L75 256ZM143 255V252L142 251H138V252H136V254H134V255H131V257L129 258V257H127L128 259H127V261H129V260H136V261H138V260H140L141 259V256ZM222 255L223 256H225L224 258H222ZM226 255H230V256H226ZM39 256V257H40ZM33 258V257H32ZM258 258H259V260L262 258L261 256H259L258 255ZM77 259V260H76ZM76 260V261H75ZM45 261V262H44ZM107 261V260H106ZM79 263L81 262V261H78ZM259 262V261H258ZM77 263V262H76ZM76 263H72V264H76ZM78 264V263H77ZM81 264H82V262H81ZM84 264H85V262H84Z\"/></svg>",
    "mask_w": 264,
    "mask_h": 264
},
{
    "label": "snow or ice",
    "instance_id": "3",
    "mask_svg": "<svg viewBox=\"0 0 264 264\" xmlns=\"http://www.w3.org/2000/svg\"><path fill=\"white\" fill-rule=\"evenodd\" d=\"M7 7V6H6ZM139 13L144 15V7L137 5L136 6ZM150 9L159 10L165 7H169L166 5L154 4L148 6ZM179 9H187V16L191 19V23L193 27L189 29L186 26L180 28L179 31L176 30L175 25L166 28L165 30L159 32L157 36H151L147 33L143 36V40L145 42V46L148 48H155L156 53L161 56V63L168 64L172 57H164L163 56V42L156 43L158 37H166L168 41L175 45L177 42H182L184 40H188L189 50L198 53L200 56L199 63L195 66L191 67V71L196 73H202V69L205 65L209 64V60L213 57L218 49L215 47L217 41L213 39V32L211 31H197L195 25L197 23L195 19L196 10L199 7H209L207 5H195V4H187V5H177L175 6ZM119 5L108 4L104 6V14L106 17L116 16L118 13ZM261 8L264 9V3L261 4ZM5 15V26L3 32L0 33V45H2L6 50L13 45L17 39L18 35L13 30L14 23L11 19L12 14L7 10L4 13ZM262 30H264V26H262ZM25 39H27L25 37ZM211 42V43H210ZM190 56L188 55H177L176 56V64L175 67H180L182 65L188 64L190 60ZM44 72L48 73V82L52 88H55V82L57 79H65L64 70L59 66V62L56 57L47 58V65L43 61L38 65L35 69V72L32 75H41ZM8 79V77H5ZM67 78H71L70 74ZM229 87H235L236 84H228ZM161 92L167 91L166 88H162ZM261 91L264 92V84L261 85ZM159 95V93H157ZM0 96H3L5 102L9 99V94L7 90L4 92H0ZM68 107L75 108V104L72 101L68 102ZM113 110V116H120L125 113L128 114V122L123 132L124 138H133L134 142L138 145H143L144 141L147 140L148 136L155 129V125L152 128H144L138 129L135 126L134 119L137 113H145L151 107V99L149 98L148 92H143L136 96H130L126 102V106L121 108L119 104L112 103L109 104ZM26 113L29 116L30 120H34L35 118L31 116L32 109H26ZM82 114L80 109H77L76 114L72 117H68L69 119H78ZM62 113L53 109L51 111L52 118L61 117ZM249 123H255L254 120L249 121ZM261 128H264V109L261 110V119L260 125ZM8 124L5 123L6 136ZM92 131H95L93 128L88 132V135L92 134ZM117 136L121 135V131L118 130L116 133ZM111 140V137H109ZM49 147L45 148L47 152L50 150V147L54 146L57 143L56 138L49 136L46 141ZM45 144V141H41L35 145H33V150H39V148ZM212 146H209V150L211 151ZM261 152L264 153V137H262V142L260 145ZM105 151L111 155V159L115 161L114 167L106 166L105 164ZM227 152L231 153L232 149L229 147L226 149ZM11 155V149L6 148L4 151V156L9 157ZM51 159L53 160H63L65 165V170H72L73 174L77 177L76 183L73 185L75 188H83L93 192L95 198L104 202L105 204H112L115 207L119 208L121 211L125 213V217H128L127 226H131L132 218L134 217L136 222L140 224L142 227H154L150 222L146 221L144 215L137 211L136 207H133V197L134 193L129 190H125L122 188L119 182V174L120 168L127 164V161L119 160L115 155H112L111 148H105V140L103 139V134L101 137L97 139V147L94 152L88 157L84 159H80L77 155L67 148V141L65 142V149L59 152L53 153ZM247 157L240 153L239 150H236L235 154L226 155L223 160H215L211 163L210 166L207 167L202 177L198 178V182L203 180H211L214 175H221L224 171L225 167H231L233 171H236L238 166H243ZM8 165H5L7 167ZM49 167H52L50 164ZM83 168V171L81 170ZM91 201L87 200H78L76 203L85 204L90 203ZM115 227V225H113ZM111 229L104 230L99 229L100 233L103 235L100 237L101 242L104 247H106L110 252L116 254L118 250L124 244V238L121 234H114L109 236L107 233L110 232ZM262 232H264V226H262ZM185 246L190 247L192 250V255L189 257V260L186 264H254L252 261L248 260H240V259H228V260H219V259H211L209 256L204 255L201 252L202 247H207L205 241L198 239L197 236L193 233L191 234L187 240L185 241ZM261 259L259 260V264H264V235L261 237V243L259 245ZM239 250L243 251L245 255H255L256 246L252 244L245 238H241L239 241ZM3 264H27V261L15 259L9 256L7 261H4ZM35 264V262H33ZM56 264H69L67 261H57ZM85 264H122L119 260H108L103 262L91 261L85 262Z\"/></svg>",
    "mask_w": 264,
    "mask_h": 264
}]
</instances>
